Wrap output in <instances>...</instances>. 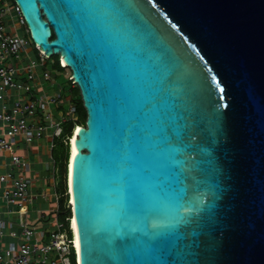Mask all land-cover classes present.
I'll list each match as a JSON object with an SVG mask.
<instances>
[{
    "label": "water",
    "instance_id": "1",
    "mask_svg": "<svg viewBox=\"0 0 264 264\" xmlns=\"http://www.w3.org/2000/svg\"><path fill=\"white\" fill-rule=\"evenodd\" d=\"M14 2L87 113L76 264H264V0Z\"/></svg>",
    "mask_w": 264,
    "mask_h": 264
},
{
    "label": "built area",
    "instance_id": "2",
    "mask_svg": "<svg viewBox=\"0 0 264 264\" xmlns=\"http://www.w3.org/2000/svg\"><path fill=\"white\" fill-rule=\"evenodd\" d=\"M9 1L11 2L5 0V4H9ZM0 11V125L5 127L4 131L0 132V154L13 152L19 137H24L25 143L32 144L47 135L51 136L50 149L53 151L57 139L64 143L71 141L69 137L64 138L63 134L66 126L74 125L78 128L77 107L70 102V108L66 112L60 111L59 117L56 118L51 108L58 104L60 96L35 97L29 84L39 77L38 69L42 70L44 80H52V71L47 65L49 61L52 64H56V61L44 56V52L37 46L35 50L38 52V59H32L28 51L29 41L9 29L4 22L7 13L1 8ZM12 11L17 12L21 23L26 25L19 8L15 7ZM60 67L68 68L62 59ZM25 74L27 82L22 78ZM69 82L72 86H77L72 76H69ZM11 164L22 172L30 169L29 164L15 154L11 157ZM54 174L56 184L59 185V167H55ZM31 186V180L23 174L0 173V200L5 208H16L20 215H25L28 212L27 205L31 201ZM67 207L72 209L70 201ZM72 219L73 217L67 218L66 223H60L56 232L43 244L33 241L35 232L22 222L24 241L18 245L10 244L8 247H2L0 244V264H73L74 259L76 262L77 252L75 241L74 237L71 238L65 231L67 223L71 224ZM4 226L5 223L0 220L1 238L4 236ZM11 236L16 237L15 232H12Z\"/></svg>",
    "mask_w": 264,
    "mask_h": 264
},
{
    "label": "crops",
    "instance_id": "3",
    "mask_svg": "<svg viewBox=\"0 0 264 264\" xmlns=\"http://www.w3.org/2000/svg\"><path fill=\"white\" fill-rule=\"evenodd\" d=\"M13 32V31H12ZM30 43V42H29ZM29 51V50H28ZM23 81L27 82L26 74ZM4 126L0 125V132H3ZM48 138L51 136L47 135ZM43 140V139H42ZM36 141L32 144L25 143L24 137H19L18 144L13 152L0 154V173L12 172L13 174H23L32 182L29 196L28 212L25 215H20L16 208L7 209L0 200V220L5 223L3 228L4 236L0 237L2 247H8L10 244H16L24 241L22 222L27 225V228L35 232L33 241L35 243H46L50 236L56 232L58 225L62 223L59 220V202L61 198L60 186L56 184L54 174L55 167H60L58 160L54 157V150L51 151L50 145L41 144V141ZM18 155L22 160L26 161L30 169L22 172L11 164L12 155ZM46 165L48 172L51 173L49 184L55 189V193L50 194L49 191L44 192L36 189L33 185L32 174L34 167ZM53 166V168L51 167ZM32 177V178H31ZM35 178H41V172L37 169ZM16 234V237L11 236V233Z\"/></svg>",
    "mask_w": 264,
    "mask_h": 264
},
{
    "label": "rangeland",
    "instance_id": "4",
    "mask_svg": "<svg viewBox=\"0 0 264 264\" xmlns=\"http://www.w3.org/2000/svg\"><path fill=\"white\" fill-rule=\"evenodd\" d=\"M0 8L4 9V12L7 13L6 17L4 18V22L7 24L9 29L13 31V33L18 34L20 37L30 42L29 55L30 57H32V59H38V52L35 50V45L30 36L27 25L22 24L20 20V15L17 12L12 11L15 8L13 2L9 1V4H5V0H0ZM10 11H12V13H10ZM58 57L59 56H52L51 58L52 60H57ZM47 67L49 70L52 71V80H44L42 78V70L38 69L39 77H37L36 80L32 81L29 84L33 89L35 97L39 98L40 96H60L58 104L54 105L53 109L51 108V112L56 118L59 117L60 111L66 112L70 108V102H73L72 105L76 106L78 109V105H80L82 97L78 86H72L69 82V76L72 73L71 70L69 68L61 69L59 67V64H52L50 61ZM50 132H52V130ZM51 141V138L46 137L41 141V144L43 143L47 146L50 145ZM60 142V139H57L55 141L56 147L54 150V157L57 160L59 159V154L62 153V146L60 145ZM67 147H69L68 144ZM57 162L59 163V160ZM51 167L53 168L52 165ZM37 169L41 172V178L38 180L35 178V173L37 172ZM31 172L32 174L30 175V173H28V175L29 177L32 176L34 178L33 185L36 189L38 188L40 191L42 190L44 192L49 191L50 194L55 193V189L49 184V180L52 175L50 172H48L46 165H42L37 168L34 167Z\"/></svg>",
    "mask_w": 264,
    "mask_h": 264
},
{
    "label": "trees",
    "instance_id": "5",
    "mask_svg": "<svg viewBox=\"0 0 264 264\" xmlns=\"http://www.w3.org/2000/svg\"><path fill=\"white\" fill-rule=\"evenodd\" d=\"M14 4L15 7H17L16 3L14 2V0H11ZM57 64H59L60 67V57H58L57 60H55ZM61 68V67H60ZM62 69V68H61ZM67 69V68H66ZM72 76V73L71 75ZM78 114H79V120H78V127L81 126H85L86 121H87V113L86 110L84 108L83 105V101L81 100L80 105H78ZM75 126L71 125V126H66L64 129V134L63 137L64 138H72L73 136V131L75 130ZM68 143H64L63 141L60 142V145L62 146V153L59 154V164H60V183H59V188H60V194L62 195L60 198V202H59V220L62 223H66V219L67 218H72V209L67 207V203H68V195H66L67 193V188H66V180H67V166H68V162H69V147H67ZM68 149V150H67ZM68 152V153H67ZM70 227V223H67L66 225V232L69 234V236L72 238V233L71 230H69ZM73 264H76L75 259L73 260Z\"/></svg>",
    "mask_w": 264,
    "mask_h": 264
},
{
    "label": "bare ground",
    "instance_id": "6",
    "mask_svg": "<svg viewBox=\"0 0 264 264\" xmlns=\"http://www.w3.org/2000/svg\"><path fill=\"white\" fill-rule=\"evenodd\" d=\"M82 130V127L79 126L78 128L75 129L74 133H73V136L71 138V145H72V157H71V162H73V159L76 155V150H75V145L74 143L76 142V140H78V131ZM70 162V163H71ZM72 168V166H70ZM69 189L71 191V194H72V188H71V175L69 177ZM69 201L71 203V205H73L74 201L73 199L69 198ZM72 227H73V230L75 232V238H74V241H75V249L77 251V253L79 254L80 253V243H79V236H78V232H77V227H76V222L75 220L72 219Z\"/></svg>",
    "mask_w": 264,
    "mask_h": 264
},
{
    "label": "clouds",
    "instance_id": "7",
    "mask_svg": "<svg viewBox=\"0 0 264 264\" xmlns=\"http://www.w3.org/2000/svg\"><path fill=\"white\" fill-rule=\"evenodd\" d=\"M68 197H69V194H68Z\"/></svg>",
    "mask_w": 264,
    "mask_h": 264
}]
</instances>
